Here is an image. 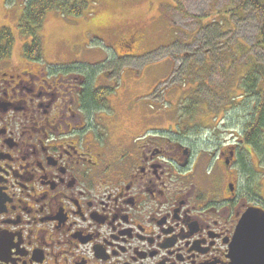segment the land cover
Instances as JSON below:
<instances>
[{"label": "flooded vegetation", "instance_id": "1", "mask_svg": "<svg viewBox=\"0 0 264 264\" xmlns=\"http://www.w3.org/2000/svg\"><path fill=\"white\" fill-rule=\"evenodd\" d=\"M94 35L115 58L142 44L131 26ZM3 42L0 264H233L243 215L264 209L250 110L235 123L247 108L214 89L156 107L158 89H102L108 73L29 60L31 40L15 61Z\"/></svg>", "mask_w": 264, "mask_h": 264}, {"label": "rangeland", "instance_id": "2", "mask_svg": "<svg viewBox=\"0 0 264 264\" xmlns=\"http://www.w3.org/2000/svg\"><path fill=\"white\" fill-rule=\"evenodd\" d=\"M71 1L81 5L80 13L49 9L35 30L42 63L76 60L79 68L91 69L92 83L108 73L96 82L102 89H158L156 107L163 106L158 101L165 90L214 89L220 109L247 108L237 114L235 123L248 119L252 110L263 114L264 74L258 69L255 81L252 70L264 68V47L258 44L260 39L264 43V0ZM25 2L0 0V37L12 38L8 48L15 61L24 59L23 47L30 42L18 28ZM130 26L138 30L142 44L131 52L117 51L130 57L115 58L94 35L99 28ZM175 93L169 95L171 100ZM263 131L254 125L248 133L252 139L262 135L260 147L251 142V165L253 184H258L264 200Z\"/></svg>", "mask_w": 264, "mask_h": 264}, {"label": "trees", "instance_id": "3", "mask_svg": "<svg viewBox=\"0 0 264 264\" xmlns=\"http://www.w3.org/2000/svg\"><path fill=\"white\" fill-rule=\"evenodd\" d=\"M254 2L258 3V0H254ZM49 9L50 10L55 9L58 10L59 12H66L68 14L70 13L76 14V13H80L82 8L81 5L78 4V2L71 0H26L24 4L23 14L18 23V28L20 31L26 34V35L24 34L25 37H28L31 40L30 50L27 51L28 49L27 47L24 50V55L29 60L40 59V47H39L37 35L35 34V30L38 24H40V21L45 16L44 14H46V12ZM0 38L2 41H4L1 47L4 49L7 48L8 45L10 44V39L12 38L7 37L6 34L4 35V37H0ZM258 44L262 45L261 47H264V43L262 42V39L259 40ZM258 69L260 70L261 73L264 74V68L254 67L252 71H255V73L252 74V77L254 76L255 81H256V76L260 74L259 71H257ZM252 123H251V127L255 125V127L262 128L264 130V110H263V114H261L260 116L258 115L257 111L255 114V110H252ZM260 137H262V135ZM258 138L256 137V139H253L252 142H257L256 144H258L260 141V139Z\"/></svg>", "mask_w": 264, "mask_h": 264}, {"label": "water", "instance_id": "4", "mask_svg": "<svg viewBox=\"0 0 264 264\" xmlns=\"http://www.w3.org/2000/svg\"><path fill=\"white\" fill-rule=\"evenodd\" d=\"M232 255L233 264H264V210L251 208L243 215Z\"/></svg>", "mask_w": 264, "mask_h": 264}]
</instances>
